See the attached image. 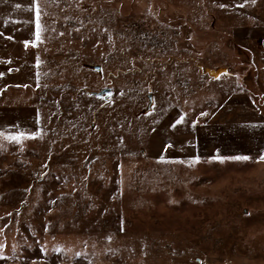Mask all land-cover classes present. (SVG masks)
<instances>
[{
    "label": "rangeland",
    "instance_id": "1",
    "mask_svg": "<svg viewBox=\"0 0 264 264\" xmlns=\"http://www.w3.org/2000/svg\"><path fill=\"white\" fill-rule=\"evenodd\" d=\"M35 3L33 47L0 0V264H264V0Z\"/></svg>",
    "mask_w": 264,
    "mask_h": 264
},
{
    "label": "snow or ice",
    "instance_id": "2",
    "mask_svg": "<svg viewBox=\"0 0 264 264\" xmlns=\"http://www.w3.org/2000/svg\"><path fill=\"white\" fill-rule=\"evenodd\" d=\"M250 2L252 4H255L256 3V0H250ZM33 3H34V6L36 8V18H37V22H36V31H35V41H32V46L35 47L36 46V42H39L42 40V37H41V33L43 31L42 27H41V24H40V10H39V4L38 3H35V0H33ZM17 7H19V5H17ZM220 7H225V5H220ZM241 7H243V5H241ZM9 39H12V37H8ZM29 43L30 41L28 40H25L24 41V46H25V49H27L29 47ZM39 62V61H38ZM24 87H27V85H24ZM201 115H207L206 113H201ZM184 122V118L183 117H180L179 119H177L175 121V123L172 125L173 128H175L177 125L181 124ZM197 122L196 121H193V125H195ZM253 127H255V125H252ZM21 136H23V134H18V135H15V136H10L8 137L9 139L11 140H15V141H19V139L21 138ZM166 147H171V145H167ZM212 159H215V160H219L221 162H223L225 159H233V160H249L250 157L249 156H246V155H241V156H232V157H224V156H214L212 157ZM160 160L163 161L164 160V157L161 156L160 157ZM259 160H264V152H262L260 155H259ZM193 162L196 163V162H199V157H195L193 159Z\"/></svg>",
    "mask_w": 264,
    "mask_h": 264
},
{
    "label": "water",
    "instance_id": "3",
    "mask_svg": "<svg viewBox=\"0 0 264 264\" xmlns=\"http://www.w3.org/2000/svg\"><path fill=\"white\" fill-rule=\"evenodd\" d=\"M105 93H106V94H109V93H110V91H109V90H106V91H105ZM149 99H150V98H149Z\"/></svg>",
    "mask_w": 264,
    "mask_h": 264
}]
</instances>
